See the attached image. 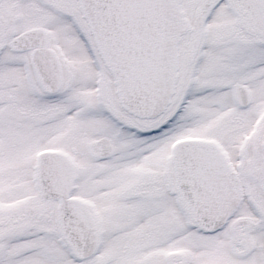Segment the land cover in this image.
Masks as SVG:
<instances>
[{
	"label": "snow or ice",
	"instance_id": "obj_1",
	"mask_svg": "<svg viewBox=\"0 0 264 264\" xmlns=\"http://www.w3.org/2000/svg\"><path fill=\"white\" fill-rule=\"evenodd\" d=\"M0 264H264V0H0Z\"/></svg>",
	"mask_w": 264,
	"mask_h": 264
}]
</instances>
